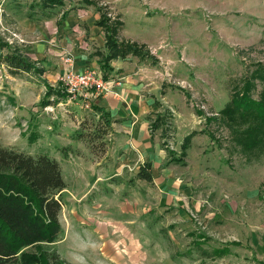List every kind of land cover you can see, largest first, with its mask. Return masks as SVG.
I'll list each match as a JSON object with an SVG mask.
<instances>
[{"label": "rangeland", "instance_id": "374dc122", "mask_svg": "<svg viewBox=\"0 0 264 264\" xmlns=\"http://www.w3.org/2000/svg\"><path fill=\"white\" fill-rule=\"evenodd\" d=\"M40 1L0 0V54L8 52L1 49L3 42L37 59L44 60L46 55L49 61L54 43L62 47L64 37L55 29L63 12L71 10L67 13L71 12L73 20L67 36L82 42L99 19L97 12L101 17L106 14L120 40L150 53L143 64L147 67L145 78L150 93L155 86L158 95L162 91L157 106L165 113L163 122L169 128L166 149L178 154L182 150L172 124L175 111L187 125L183 134L192 128L199 134L191 137L190 144L195 138L200 142L191 152L182 179L201 205L200 210L190 205L196 236L183 240L180 247L169 240H151L155 244L150 245L148 260L141 264H264V148L245 151L233 128L219 116L235 88L242 87L259 64H264V0H66L65 7L30 8ZM34 25L37 30L43 26V34ZM23 42L27 44L18 45ZM39 44L44 45L42 53L36 50ZM22 46H27V51ZM59 54L52 58L63 66L64 55L70 52ZM64 72L63 67L58 83L50 81L53 87L43 83L46 75L14 76L0 62V145L59 159L65 181L71 182L72 169L78 166L83 172L94 151L83 142L82 147H65L70 146L77 126L80 130L86 124L92 130L102 116L93 109L98 98L91 108L84 107L81 100L53 101L57 97L49 94V87L54 93L55 89L63 91L60 78ZM152 79L155 84L151 86ZM262 88L258 83L255 98ZM44 100L51 104L44 106ZM95 147L94 161L110 162V134L96 141ZM76 183L84 185L85 181ZM62 200L64 234L58 242L45 244V252H56L59 264H105L97 258V248L93 249L98 245L91 241L62 240L70 230L65 228L69 193H63ZM72 210L81 214L77 208ZM222 248L228 253L216 255L215 250ZM30 251L38 252V248Z\"/></svg>", "mask_w": 264, "mask_h": 264}, {"label": "crops", "instance_id": "0c3cea01", "mask_svg": "<svg viewBox=\"0 0 264 264\" xmlns=\"http://www.w3.org/2000/svg\"><path fill=\"white\" fill-rule=\"evenodd\" d=\"M46 1L33 2L30 8L44 10L66 6V0L63 5L53 6L45 5ZM68 11L71 10L62 13L55 29L57 34L61 32L64 37L62 47L59 48L54 43L49 49V61H46V55L42 60L22 51L26 58L30 57L37 69L43 70L41 74L33 71L25 74L32 73L38 77L46 75L48 79L44 78L43 83L56 87L50 81L58 83L63 66L61 61L52 57L62 51L59 56L65 51L73 55L76 70L85 67L103 70L106 80H112V87L109 93L95 100L94 106L105 109L112 119V154L110 162L100 163L98 160L94 161V153H91L93 157L87 162L90 165L85 163L87 166L82 169L83 172L79 171L78 166V170L72 169L74 183L66 182L68 187L64 192L70 195L68 215L71 223L68 219L65 228L70 227V230L62 240H84V243L91 241V244L98 245L93 249L97 248V258L105 264H141L142 260H148L150 245L155 244L151 240H169V243L178 247L183 240H194L195 228L190 217V205L198 210L201 205L182 179L185 177V165L189 164L191 152L200 139L192 140L186 154H183L187 136L193 134L191 136L194 138L197 132L193 131L196 128H192L183 134L187 125L181 119L183 115L175 111L172 124L178 136L175 140L182 144V150L180 154L167 150L169 128L163 122L165 113L157 106L162 91L158 95V86L152 88V93L147 88L150 82L145 78L147 67L143 64L148 56L142 58L130 54L118 57L106 67L105 59L110 55V50L105 30L98 25L101 14L97 12L99 19L95 25L90 26V36L82 42L67 36L73 23L70 19L71 12L67 13ZM33 27L37 30L36 25ZM38 27L37 31L41 32L40 35L43 34L44 27ZM21 44L27 42L18 45ZM22 47L27 51V46ZM43 47V44H39L36 50L42 53ZM54 49L58 51L55 52ZM157 61L159 60L156 59ZM3 66L7 68L5 64ZM151 82V86L155 84L154 79ZM55 90L53 96L57 100L53 101L61 103L67 100L58 95L59 90ZM155 90L157 91L154 92ZM159 119L160 124H157ZM78 128L77 126L75 133ZM76 135L77 133L71 137L68 143L70 146L65 148L82 147V142L76 139ZM56 160L63 164L59 159ZM145 164H151L153 181L130 182ZM80 180H84L85 184L76 183ZM73 207L79 209L81 214L73 212Z\"/></svg>", "mask_w": 264, "mask_h": 264}, {"label": "trees", "instance_id": "16d2710c", "mask_svg": "<svg viewBox=\"0 0 264 264\" xmlns=\"http://www.w3.org/2000/svg\"><path fill=\"white\" fill-rule=\"evenodd\" d=\"M63 1L47 0L45 5H63ZM109 21L110 18L102 13L98 23L105 30L110 50V55L105 59L106 67L113 59L130 54L149 57V53L138 45L120 41L117 29L110 26ZM1 49H8L6 54H0V62L7 66L10 74L17 76L31 71L43 73L18 49L3 42ZM259 66L242 87L235 88L232 100L219 112L220 118L233 128L236 139L245 151L264 148V64ZM258 83L263 88L258 98H255L253 92ZM48 92L54 95L53 88L49 87ZM57 93L61 98L68 97L64 91ZM48 104L51 101L44 100L43 105ZM93 109L102 119L92 130L86 124L83 125L78 130L76 139L87 144L96 153L95 143L103 141L111 133L112 119L105 109L97 106H93ZM191 137L188 136L185 140L183 154H186L190 146ZM151 169V164H145L130 182H152ZM67 187L61 165L56 159L48 154L34 156L0 145V264L60 263L56 252L47 253L43 246L58 242L64 234L60 215L63 210V193ZM33 247H37L38 252H29ZM215 252L216 255L223 256L228 250L222 248Z\"/></svg>", "mask_w": 264, "mask_h": 264}, {"label": "built area", "instance_id": "2783aa9c", "mask_svg": "<svg viewBox=\"0 0 264 264\" xmlns=\"http://www.w3.org/2000/svg\"><path fill=\"white\" fill-rule=\"evenodd\" d=\"M18 41H23L19 39ZM65 72L60 78L63 91L70 100H81L86 108L92 107L93 100L111 91L112 82L106 80L105 74L98 68L87 67L81 71L74 69V57L70 53L64 55ZM120 84V83H119Z\"/></svg>", "mask_w": 264, "mask_h": 264}]
</instances>
